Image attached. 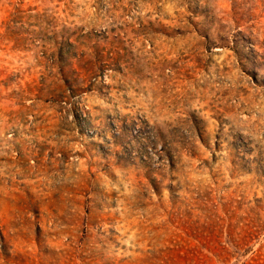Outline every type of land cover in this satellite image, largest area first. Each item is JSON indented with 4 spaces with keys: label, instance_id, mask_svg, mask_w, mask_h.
Instances as JSON below:
<instances>
[{
    "label": "rangeland",
    "instance_id": "1",
    "mask_svg": "<svg viewBox=\"0 0 264 264\" xmlns=\"http://www.w3.org/2000/svg\"><path fill=\"white\" fill-rule=\"evenodd\" d=\"M0 264H264V0H0Z\"/></svg>",
    "mask_w": 264,
    "mask_h": 264
}]
</instances>
